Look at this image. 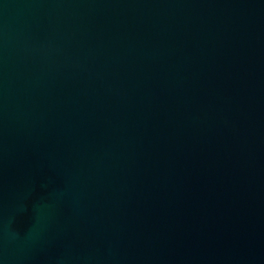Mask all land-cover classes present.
Wrapping results in <instances>:
<instances>
[{
	"label": "water",
	"instance_id": "obj_1",
	"mask_svg": "<svg viewBox=\"0 0 264 264\" xmlns=\"http://www.w3.org/2000/svg\"><path fill=\"white\" fill-rule=\"evenodd\" d=\"M0 264H264V0H0Z\"/></svg>",
	"mask_w": 264,
	"mask_h": 264
}]
</instances>
